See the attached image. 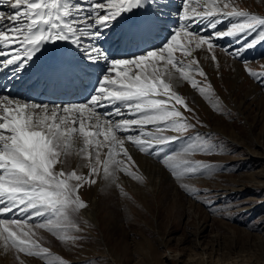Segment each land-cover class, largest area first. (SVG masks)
I'll return each instance as SVG.
<instances>
[{
  "label": "snow or ice",
  "instance_id": "6c2138e0",
  "mask_svg": "<svg viewBox=\"0 0 264 264\" xmlns=\"http://www.w3.org/2000/svg\"><path fill=\"white\" fill-rule=\"evenodd\" d=\"M0 6L10 9L0 10V69H7L16 80L31 72L28 78L35 77L32 87L44 83L87 93L86 102L63 107L0 97V217L12 214L0 218V239L5 247L45 257L46 264H63L33 237L35 227L47 229L61 240L77 239L67 232L78 227L72 214L87 206L78 195L83 186L80 182L87 180L75 171H55L62 151L76 133L83 137L81 151L89 160V178L99 173L103 163L106 177H114L122 167L141 179L117 158L123 154L131 159L118 132L126 133L127 140L141 151L156 155L177 179L213 171L204 161L184 158L194 151L212 150V145L197 138L187 137L189 143L181 152L166 151L171 142L195 127L177 107L188 109L184 97L173 90L174 75L179 73L191 81L209 100L214 95L210 84L202 86L193 77L197 62H185L176 53L191 56L193 45H207L212 51L215 40L232 38L242 46L231 51L230 46L225 47V51L240 57L264 42V17L224 0H204L202 11L190 9L189 0H184L177 12L180 23L176 28L167 23L170 0H0ZM233 17L239 19L226 30H217L224 19ZM205 21L199 34L190 30L193 23ZM209 29L212 34L205 35ZM257 29H261L257 36L247 41ZM48 47L60 50L46 63L37 64ZM195 71L206 75L198 66ZM249 71L264 77V73ZM108 106L112 111L106 116L121 119H102L98 108ZM128 115L132 118H126ZM93 120L94 124L88 123ZM69 121L78 127L69 126ZM148 125L155 130L146 131ZM93 128L95 131L90 130ZM167 128L180 135H165ZM133 131L139 134H131ZM101 135L109 148L103 162ZM89 146L96 149L94 158ZM33 218L42 219L33 225Z\"/></svg>",
  "mask_w": 264,
  "mask_h": 264
},
{
  "label": "rangeland",
  "instance_id": "374dc122",
  "mask_svg": "<svg viewBox=\"0 0 264 264\" xmlns=\"http://www.w3.org/2000/svg\"><path fill=\"white\" fill-rule=\"evenodd\" d=\"M224 2L264 17V0ZM203 3L195 1L196 7L190 4V9L202 11ZM238 19H224L217 30H226ZM259 31L248 35L247 41ZM204 34L211 35L212 30ZM214 45L212 51L207 45H193L191 56L176 53L185 62L197 58L193 68L198 66L206 75L200 76L194 69L192 75L202 86L210 84L214 95L209 100L192 87L191 81L179 73L174 75L173 90L184 97L190 110L183 105L177 107L195 127L168 146L169 154L180 152L189 143L187 137L212 145L211 151H194L184 158L204 161L213 166V171L177 179L156 155L141 151L127 140L126 133L118 132L131 159L123 154L117 158L141 179L122 167L114 177H106L103 163L99 173L89 178V160L81 151L85 147L83 137L74 134L55 171H75L86 178L87 182H80L83 186L78 195L94 203L89 209L93 217L91 221L81 217L85 207L72 214L78 227L67 234L77 237L75 240H61L47 229L34 227L33 238L52 256L59 257L63 264H264V77L249 71L264 73V42L240 57L229 55L233 48L242 46L232 38L215 40ZM119 119L114 116L113 122ZM145 130L155 128L148 125ZM165 135L180 134L167 128ZM98 139L103 142V162L109 148L103 135ZM88 150L94 158L95 147ZM39 219L33 218L30 223L35 225ZM0 264H46V258L5 247L0 239Z\"/></svg>",
  "mask_w": 264,
  "mask_h": 264
},
{
  "label": "bare ground",
  "instance_id": "6f19581e",
  "mask_svg": "<svg viewBox=\"0 0 264 264\" xmlns=\"http://www.w3.org/2000/svg\"><path fill=\"white\" fill-rule=\"evenodd\" d=\"M73 1L76 2V0H72V2ZM78 1L81 2V0H78ZM195 1L197 2L198 0H191L189 1V3L195 5L196 7ZM182 2H183L182 0H170L169 11L171 12V15L168 16L167 18V23L170 28L174 27L175 25L174 23L177 20L179 21L177 12H178V9H181ZM0 10L10 12V9L7 6H0ZM162 39H163V36L161 37V40ZM59 50H60L59 47H56V48L48 47L45 50L44 54L41 56L40 60L37 61V64L46 63L48 59L50 58L51 54ZM196 59L197 58H195L194 60L196 61ZM193 69L195 70L196 68H193ZM30 75H31V72L26 74L25 79L22 78L21 80H16V79L10 78V74L7 69H0V97L8 96L10 99H21L24 102H27L26 99L32 98L33 101H35V103H41V104L47 103L50 106L59 104L61 105V107H63L64 105L70 104V103L54 101L56 100V98H60L61 100H64L63 97H59L61 96V92H63L62 94H64L65 98L68 97L70 100H73L74 103L77 102V100L78 101L82 100L84 98V95L86 94L82 90H77L76 88L63 87V86L62 87L45 86L44 83H40L36 85L35 87H32L31 85L33 84V81L35 80V77L32 76L31 78H28V76ZM76 91L82 92V93L80 92L78 95L79 99L78 98L75 99V94H73ZM98 111L102 119H111L112 121L114 120V116L112 117L106 116L107 112L112 111L111 106L100 107L98 108ZM69 124L71 123L69 122ZM92 131H95V129L93 128ZM166 151L170 152L171 149H169L168 147ZM86 205L87 206L81 212V217H85V219L91 221V218L93 216H91V211L89 209L91 205L93 207L94 203L91 204V202H86ZM9 217H10V214H5L3 217H0V218H9Z\"/></svg>",
  "mask_w": 264,
  "mask_h": 264
}]
</instances>
